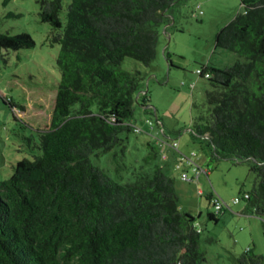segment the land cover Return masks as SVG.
Returning <instances> with one entry per match:
<instances>
[{
  "label": "trees",
  "instance_id": "trees-1",
  "mask_svg": "<svg viewBox=\"0 0 264 264\" xmlns=\"http://www.w3.org/2000/svg\"><path fill=\"white\" fill-rule=\"evenodd\" d=\"M175 1L71 0L64 22L61 0L39 1L40 20L59 44L60 78L52 87L17 83L19 101L0 93L14 119L36 131L40 151L17 160L11 175L0 180V264L205 261L195 218L179 209L174 179L163 167L120 183L90 160L120 144L122 132H145L149 149L154 134H168L159 118L146 119V130L133 122L136 106L152 107L141 72L121 63L130 57L150 64L159 28L166 30L173 18L165 11ZM240 2L243 11L217 31L214 43L243 60L197 69L210 89L206 110L188 130L212 159L248 164L255 181L242 195L245 209L264 217V0ZM33 45L28 33H0L1 48ZM215 196L207 195L214 209L207 217L214 221L228 206L217 196L223 204L215 210ZM233 264H264V256L246 251Z\"/></svg>",
  "mask_w": 264,
  "mask_h": 264
},
{
  "label": "rangeland",
  "instance_id": "rangeland-1",
  "mask_svg": "<svg viewBox=\"0 0 264 264\" xmlns=\"http://www.w3.org/2000/svg\"><path fill=\"white\" fill-rule=\"evenodd\" d=\"M39 1L0 0V33L25 32L34 41L32 47L18 50L0 47V93L15 101L20 100V84L52 87L60 78L56 66L59 44L51 41L52 27L40 20ZM70 2L61 0L59 15L63 22ZM242 11L240 0H176L170 8L173 18L166 26V33L163 32L165 26L159 28L156 56L150 64L144 65L130 57H125L121 63L125 70L141 72L142 85L153 107L143 110L136 106L135 125L146 130V119L154 122L157 115L163 119L169 134H154L153 149H149L144 143L145 132H122L120 144L110 151H97L90 156L93 165L120 183L149 175L156 166L163 167L168 175L171 171L178 207L194 216L195 226L200 230V245L205 251L203 264H233L235 258L246 251L264 256V217L245 209L242 199L243 193L253 186L254 173L246 162L235 164L227 159H212L204 143L197 141L188 130L206 110L205 95L210 89L207 79L200 77L197 69L203 64L225 67L237 59L243 60L231 51L215 47L214 43L217 31ZM47 104H51L48 99L44 105ZM92 109L95 110V106ZM173 138L178 141L177 149L170 146ZM37 144L36 131L14 119L0 96V180L11 175L17 160L38 155ZM178 150L187 155L193 151L201 168L208 173H200L196 180H182L179 176L182 169L175 167ZM150 154L154 157L146 158ZM184 165L181 163L180 167ZM184 169L192 174L187 167ZM211 192L228 205L217 215L216 221L207 217V213L214 211L207 199ZM234 197L240 198L235 204L232 203Z\"/></svg>",
  "mask_w": 264,
  "mask_h": 264
},
{
  "label": "built area",
  "instance_id": "built-area-1",
  "mask_svg": "<svg viewBox=\"0 0 264 264\" xmlns=\"http://www.w3.org/2000/svg\"><path fill=\"white\" fill-rule=\"evenodd\" d=\"M147 123L150 125L151 122L150 121H147ZM139 128H135V131H138ZM177 145L178 143L176 141H172L170 146L174 149H177ZM178 161L177 163L175 164V167L179 170V169H182L180 170V173H179V176L182 180L184 181H192V180H196L197 177L199 176L200 173L202 172H205L206 174L208 173L207 170H203L201 168V166L199 165L198 161H197V156L195 155L194 152H191L189 155L187 154H184V153H181L180 151H178ZM182 164H185L184 168L187 167V169H190L192 174L189 175L187 174V170H185L184 168L180 167V165ZM243 197H247V193L243 194ZM240 198L238 197H234L233 200H232V203L235 204L239 201ZM223 204V201L220 200L219 198H217V196H215V199H214V208L215 210H219L221 205Z\"/></svg>",
  "mask_w": 264,
  "mask_h": 264
},
{
  "label": "crops",
  "instance_id": "crops-1",
  "mask_svg": "<svg viewBox=\"0 0 264 264\" xmlns=\"http://www.w3.org/2000/svg\"><path fill=\"white\" fill-rule=\"evenodd\" d=\"M165 13H166V15H168V17H170V15H171V14H170V10H166ZM163 32L166 33V30L164 29ZM150 106H151V105H150ZM140 108H142V107H140ZM152 108H153V107H152ZM142 109L144 110V108H142ZM154 114H155V115L157 114L155 109H154ZM156 118H158L157 115H156ZM159 119L161 120L163 126L165 127L163 119H162V118H159ZM165 131L167 132L166 128H165ZM167 133H168V132H167ZM168 134H169V133H168ZM146 136H147V137H146V139L144 140V143H145V144H146L148 141H150V138H149L150 136L147 135V134H146ZM169 170H170V168H169ZM171 170L173 171V170H175V168L173 167V169L171 168ZM169 173H170V176H172L171 174H173V173H171V171H169Z\"/></svg>",
  "mask_w": 264,
  "mask_h": 264
}]
</instances>
